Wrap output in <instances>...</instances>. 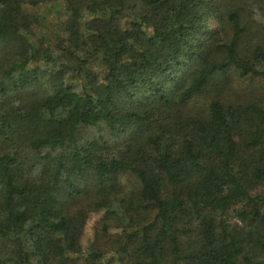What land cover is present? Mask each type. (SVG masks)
<instances>
[{
    "label": "trees",
    "instance_id": "1",
    "mask_svg": "<svg viewBox=\"0 0 264 264\" xmlns=\"http://www.w3.org/2000/svg\"><path fill=\"white\" fill-rule=\"evenodd\" d=\"M245 80L264 0H0V264H264Z\"/></svg>",
    "mask_w": 264,
    "mask_h": 264
},
{
    "label": "rangeland",
    "instance_id": "2",
    "mask_svg": "<svg viewBox=\"0 0 264 264\" xmlns=\"http://www.w3.org/2000/svg\"><path fill=\"white\" fill-rule=\"evenodd\" d=\"M57 16H58V14L56 12H52V11L49 12L48 11L46 13L47 21H45L43 23V26L41 28H43V31L48 36V38L51 37L53 39L54 35L57 33L56 30H59L61 28V25H59L61 22H60V19L57 18ZM62 19L64 20V17H61V20ZM212 25L214 26V24H212ZM94 63L95 62L92 61L90 63V67H93ZM235 84L237 85L238 83L235 82ZM239 84L244 90H246V89L248 90V89L254 88V89H257L258 91H260V92L262 91L264 93V88H261L260 84L251 85L248 80L241 81ZM193 104L194 103H192L189 106H192ZM193 107H196V105L193 106ZM104 133H106V132L104 131ZM85 134L87 136H90L92 133L91 132H86ZM262 192H264V186L261 185V186H259L256 189L255 193H262ZM99 217H100L99 214L90 213V215H89V217L87 219V223H86V226H85L84 234H83L82 239H81V245H82L83 251H86L88 249V247L90 246V241L92 240V237H93V227H94V224H95V222L97 221V219ZM225 218L230 223L235 222V219L232 217V211H229L228 214L225 215ZM5 246L6 245L2 242V240H0V248L3 251H4V247Z\"/></svg>",
    "mask_w": 264,
    "mask_h": 264
}]
</instances>
